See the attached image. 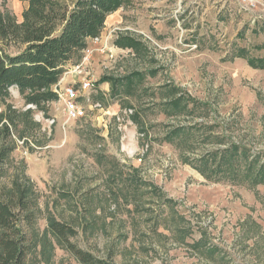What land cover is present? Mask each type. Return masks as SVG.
<instances>
[{
  "label": "rangeland",
  "instance_id": "1",
  "mask_svg": "<svg viewBox=\"0 0 264 264\" xmlns=\"http://www.w3.org/2000/svg\"><path fill=\"white\" fill-rule=\"evenodd\" d=\"M27 6L0 13L20 22ZM116 15L83 50L85 117L16 87L0 98V189L28 181L38 236L65 223L115 264H264V0H131ZM46 235L27 264H80Z\"/></svg>",
  "mask_w": 264,
  "mask_h": 264
},
{
  "label": "trees",
  "instance_id": "2",
  "mask_svg": "<svg viewBox=\"0 0 264 264\" xmlns=\"http://www.w3.org/2000/svg\"><path fill=\"white\" fill-rule=\"evenodd\" d=\"M130 1L28 0L20 22L0 13V98L16 87L28 92L27 105L37 108L56 101L52 86L60 80L65 65L77 64L87 40L97 38L107 17ZM10 48L16 51L11 53ZM237 51L236 57L246 59L250 65L262 61L249 57L245 49ZM109 81L103 78L96 85ZM14 120L9 118L10 125ZM4 129L8 131L6 126ZM4 158L0 157L1 163ZM35 213L28 181L15 180L9 189H0V264H27L38 246L44 253L50 247L46 234L54 236L80 264H115L110 255L100 259L73 244L70 237L74 230L65 223L49 220L46 232L38 236Z\"/></svg>",
  "mask_w": 264,
  "mask_h": 264
},
{
  "label": "built area",
  "instance_id": "3",
  "mask_svg": "<svg viewBox=\"0 0 264 264\" xmlns=\"http://www.w3.org/2000/svg\"><path fill=\"white\" fill-rule=\"evenodd\" d=\"M261 0H238L239 4L247 10L255 9ZM116 29L112 30L115 32ZM98 38L93 39L96 43ZM83 58V57H82ZM85 59L73 65L71 70L65 73L64 77L71 75L73 81L70 83H63L60 79L57 84L52 86V91L57 95V101L61 103L63 115L66 122L79 120L86 116V108L82 102H89L88 91L92 89L89 73L86 72L83 66ZM75 77V78H74ZM99 104H91L88 108L97 109Z\"/></svg>",
  "mask_w": 264,
  "mask_h": 264
},
{
  "label": "crops",
  "instance_id": "4",
  "mask_svg": "<svg viewBox=\"0 0 264 264\" xmlns=\"http://www.w3.org/2000/svg\"><path fill=\"white\" fill-rule=\"evenodd\" d=\"M117 19H118V17L116 15V12H115V14L113 13V14L109 15L106 19L105 26L111 25L112 23H115V21H117ZM89 41H91V39L87 40V43H89ZM72 81H73V78L71 76H65L63 79V83H70Z\"/></svg>",
  "mask_w": 264,
  "mask_h": 264
}]
</instances>
